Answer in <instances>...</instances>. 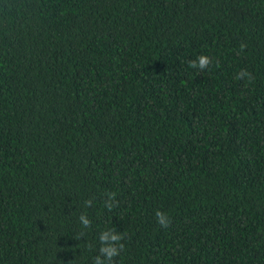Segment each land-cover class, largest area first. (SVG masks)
<instances>
[{
	"label": "trees",
	"instance_id": "trees-1",
	"mask_svg": "<svg viewBox=\"0 0 264 264\" xmlns=\"http://www.w3.org/2000/svg\"><path fill=\"white\" fill-rule=\"evenodd\" d=\"M113 229L112 264H264V0H0V264Z\"/></svg>",
	"mask_w": 264,
	"mask_h": 264
},
{
	"label": "clouds",
	"instance_id": "clouds-1",
	"mask_svg": "<svg viewBox=\"0 0 264 264\" xmlns=\"http://www.w3.org/2000/svg\"><path fill=\"white\" fill-rule=\"evenodd\" d=\"M246 45L241 44L240 49L241 51L244 50ZM211 64V59L208 56L205 55H199L197 56L196 60L189 61L188 66L192 69H199L200 71H204L209 67ZM217 66H219L217 64ZM237 79H244L247 78L249 82L252 81V75L247 70H242L237 74ZM110 199H115V194L112 193L109 197ZM86 206L90 204V201L85 202ZM105 206L111 210L112 206L106 202ZM157 223L162 228L169 227L171 220L168 216H166L165 213L156 211L155 213ZM79 221L81 225L84 228H88L91 225V221L87 219L86 215L81 214L79 216ZM112 233V235L109 237V233ZM123 239V236L120 233H117L115 229L110 231H104L99 235V241L101 244V247L99 249V255L94 258L93 264H112L113 258L118 256L120 252L123 250L124 245L120 243V241ZM103 257V259L101 258Z\"/></svg>",
	"mask_w": 264,
	"mask_h": 264
}]
</instances>
